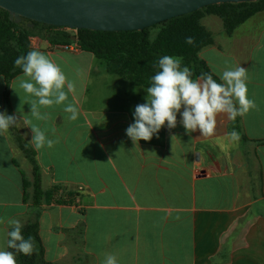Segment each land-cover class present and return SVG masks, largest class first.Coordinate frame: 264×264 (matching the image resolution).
Masks as SVG:
<instances>
[{
	"label": "crops",
	"instance_id": "crops-1",
	"mask_svg": "<svg viewBox=\"0 0 264 264\" xmlns=\"http://www.w3.org/2000/svg\"><path fill=\"white\" fill-rule=\"evenodd\" d=\"M211 32L214 43L200 57L218 77L232 66L247 69L248 97L257 105L241 116L237 140L226 114L203 137L186 133L177 113L175 128L165 124L134 145L126 129L135 106L146 102L145 88L129 93V82L113 79L92 53L45 38L32 37L30 51L47 54L76 88L63 104L39 106L46 119L31 115L36 98L17 77L9 84L0 77V112L7 113L6 93L16 127L35 150L42 190L62 185L77 194L74 204L44 202L38 209L47 262L102 264L110 253L118 264H264V14L232 36L224 27ZM68 104L78 108L74 121L64 111ZM26 121L59 143L36 150ZM33 181L10 128L0 135V250H8L9 220L36 219Z\"/></svg>",
	"mask_w": 264,
	"mask_h": 264
},
{
	"label": "trees",
	"instance_id": "trees-1",
	"mask_svg": "<svg viewBox=\"0 0 264 264\" xmlns=\"http://www.w3.org/2000/svg\"><path fill=\"white\" fill-rule=\"evenodd\" d=\"M264 14V0L245 3H224L207 6L193 13L167 20L143 31L105 32L92 30H70L32 22L23 18L21 22L10 20L9 13L0 8V77L7 84L22 74V70L14 66V61L30 51V39L41 37L53 45L67 46L76 44L77 49L92 53L106 68L107 72L126 79L135 87L147 88L151 85V77L158 70L156 64L164 55L182 58V67L187 66L193 78L208 73L219 83L207 63L200 57V52L214 43L213 34L202 24L206 15H215L223 22L225 33L232 36L234 31L255 15ZM76 36L77 40L72 38ZM186 37H193L194 44H187ZM7 114L13 115L8 96L5 93ZM231 130L242 134L241 116L231 120ZM19 148L24 152L33 166L34 174V206L37 208L36 219L23 225L22 235L31 236L34 250L31 255L15 253L17 264H52L45 259V250L39 233L38 217L40 206L46 202L56 204H74L77 194L65 192L62 185H55L47 192L41 187L40 166L35 150L27 144L11 127ZM243 139H246L242 135ZM25 188L29 185L24 177ZM8 251H15L8 249Z\"/></svg>",
	"mask_w": 264,
	"mask_h": 264
},
{
	"label": "clouds",
	"instance_id": "clouds-1",
	"mask_svg": "<svg viewBox=\"0 0 264 264\" xmlns=\"http://www.w3.org/2000/svg\"><path fill=\"white\" fill-rule=\"evenodd\" d=\"M185 42L194 44L195 41L193 37H186ZM181 65V57L164 55L159 58L155 65L158 70L151 77V85L145 89L146 102L135 106L134 123L126 129V135L134 145L141 140L150 141L165 124L169 129L175 128L177 113L181 114L180 123L186 133L199 130L201 136L210 137L215 133L218 115L226 114L234 121L238 116L256 109L255 101L248 97V70L244 67L227 68L219 74L222 82L218 83L208 73L193 78L191 69ZM14 66L20 68L23 74L17 77L19 87L36 98L30 101V105L31 115L37 119L47 118V114L40 113L39 106L63 104L68 99V93L74 94L76 91L75 84L68 80L61 67L42 51L31 50L19 56ZM64 111L70 113L69 120L74 121L79 116L74 104H68ZM18 120L16 114L0 112V135L16 126ZM26 124L33 134L30 142L36 150L45 145L52 148L59 143L58 138H47L44 131L31 125V121H26ZM230 136L233 140L239 139L235 130ZM175 137L173 135L172 139ZM8 223L12 230L7 233V248L15 251L0 250V264H17L15 253L31 255L34 241L31 236L25 238L22 235L23 224L20 220L12 219ZM102 264H118V259L106 253Z\"/></svg>",
	"mask_w": 264,
	"mask_h": 264
},
{
	"label": "water",
	"instance_id": "water-1",
	"mask_svg": "<svg viewBox=\"0 0 264 264\" xmlns=\"http://www.w3.org/2000/svg\"><path fill=\"white\" fill-rule=\"evenodd\" d=\"M261 0H0L10 20L70 30L143 31L207 6ZM73 41L77 37L72 38Z\"/></svg>",
	"mask_w": 264,
	"mask_h": 264
},
{
	"label": "rangeland",
	"instance_id": "rangeland-1",
	"mask_svg": "<svg viewBox=\"0 0 264 264\" xmlns=\"http://www.w3.org/2000/svg\"><path fill=\"white\" fill-rule=\"evenodd\" d=\"M259 15V14H258ZM260 17H261V14H260ZM260 17H257V18H260ZM251 22V21H250ZM202 24L204 25V27L206 29H208L209 31L211 30H214V31H219L223 28V25H222V21L219 17L215 16V15H206L203 19H202ZM113 79L114 78H119L117 77L116 75H112ZM124 80V79H123ZM128 86H129V93L135 91V92H139L142 87H135L133 85H130V83H128ZM119 94V93H118ZM135 94V93H134ZM15 129H16V132L22 137L20 131L18 130V128L15 126ZM12 130V129H11ZM13 133V131H12ZM14 137H15V134L13 133ZM23 138V137H22ZM16 140V139H15ZM24 140V139H23ZM25 141V140H24ZM26 142V141H25ZM27 143V142H26ZM28 144V143H27ZM18 145V144H17Z\"/></svg>",
	"mask_w": 264,
	"mask_h": 264
},
{
	"label": "built area",
	"instance_id": "built-area-1",
	"mask_svg": "<svg viewBox=\"0 0 264 264\" xmlns=\"http://www.w3.org/2000/svg\"><path fill=\"white\" fill-rule=\"evenodd\" d=\"M64 48L66 50H76L77 49L76 45H74V47H71V45H67V46H64Z\"/></svg>",
	"mask_w": 264,
	"mask_h": 264
}]
</instances>
